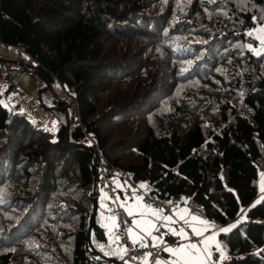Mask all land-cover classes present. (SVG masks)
Segmentation results:
<instances>
[{
	"label": "trees",
	"instance_id": "16d2710c",
	"mask_svg": "<svg viewBox=\"0 0 264 264\" xmlns=\"http://www.w3.org/2000/svg\"><path fill=\"white\" fill-rule=\"evenodd\" d=\"M261 26L264 0H0V43L32 57L57 121L54 139L0 89V264L123 260L89 233L91 138L161 199L203 203L219 225L245 212L221 235L228 264H264Z\"/></svg>",
	"mask_w": 264,
	"mask_h": 264
},
{
	"label": "crops",
	"instance_id": "0c3cea01",
	"mask_svg": "<svg viewBox=\"0 0 264 264\" xmlns=\"http://www.w3.org/2000/svg\"><path fill=\"white\" fill-rule=\"evenodd\" d=\"M2 43H0L1 45ZM10 48L15 49V56L10 55L8 53V50L6 49L5 53H2L3 50H1L0 47V57L4 58V57H8L11 58L12 60H16V61H20V62H26L27 61V56L24 53V51L21 49V47H14V46H10L8 45ZM1 59V58H0ZM5 65L6 68H8L9 63H4L0 61V72L2 71L1 67ZM30 76V75H29ZM32 78H30L31 80ZM30 84V83H29ZM59 88H61L60 85H58ZM27 88V90H26ZM39 88H35L33 89L32 86L30 85L25 87V90L27 91L26 95H29L31 97V99L28 100L29 105L31 106L32 111H34L35 113V117L37 119H40L44 125V127L49 130L48 127H50V129H55L56 127V118L53 116L52 113H50L49 111L45 110L40 102L38 101V99L35 97V92L38 90ZM61 96H64L63 91ZM31 119V118H30ZM113 183L114 186L117 190L118 193V199H117V204L114 203V207H115V211H113L111 208H108V211H113L112 214L107 213V216L105 218V222H104V226L102 225V227L105 229V231H110V232H116L119 230L120 228V222H119V208H121V210L123 212L126 213V215H128V209L133 210L136 215L133 216H129L130 220H132V222L134 221H139L140 222V226L137 227L134 223H133V233H132V237H142V236H146V237H158L159 239L157 241H161V240H166L167 241V245L164 248H176V247H180L182 245H188L190 243H194L189 239V233L186 231L185 228L181 227L178 225L177 220L181 221L182 223L187 224L190 229L193 231V229H196L197 231L201 232L202 235L200 236L201 239V243H196L199 247V249L201 250V259L205 260V264H208V261L211 259V257L214 254H219L221 257H223L225 259V262L228 261V257H227V246L226 243L224 242V240L221 238V235L223 233L226 232H221L220 229L222 228H229L230 230L234 227H232L233 225L236 226L237 222L236 220L225 224V225H219L217 223H215L214 221H210L207 218H199L197 220H193V217H196L194 215L191 214V212L189 211V209L187 208V206H183L180 207L178 209L175 210L176 219L172 220L174 222L169 223L164 221L163 219H159L157 220L154 216H152L147 208H145V205H148L146 203H144L142 201V199L140 198V196H138V192L137 190L128 183V181L123 178V176L121 174H116L113 177ZM131 186V188L129 187V185ZM144 184V183H143ZM146 185V184H145ZM144 188V187H142ZM147 188V187H146ZM144 188V189H146ZM132 189L134 190V192L132 191ZM106 195V193H105ZM103 195L101 194V196L99 197L100 202H102L103 200ZM117 205L119 207H117ZM106 210V208H104ZM145 213V215L141 216L139 213ZM245 213V212H244ZM183 214V219H181V215ZM152 221L153 223H155L156 225V229H147V225L145 224V221ZM206 221V224H201L199 221ZM236 221V223H234ZM144 228L146 230H150L151 231V236L146 234V231H141V229ZM172 230H175V232H173ZM229 230V231H230ZM183 232L185 233V235L187 236V239H185L183 236L178 235L177 233ZM194 232V231H193ZM195 233V232H194ZM206 250V252H205ZM174 258L171 256L170 253L166 252L163 250L161 258L157 259L161 262V264H170V262L173 260ZM156 260V261H157ZM156 261L153 264H156Z\"/></svg>",
	"mask_w": 264,
	"mask_h": 264
},
{
	"label": "built area",
	"instance_id": "2783aa9c",
	"mask_svg": "<svg viewBox=\"0 0 264 264\" xmlns=\"http://www.w3.org/2000/svg\"><path fill=\"white\" fill-rule=\"evenodd\" d=\"M27 56V61L25 64L20 65V61L16 64L20 65V68H8L9 76L6 81H3L0 78V83H5L9 85V90L15 95H22L25 89V80L29 77V74L26 70V65L33 63L32 57H30L23 48H21ZM36 84L40 85L41 80L36 78ZM92 144L96 147L98 152V160H99V173H98V183L99 186L105 188V192L107 198L110 201H113L117 204L118 193L113 183V177L116 174H121L123 178H125L129 184H131L136 190L138 196L142 199V201L152 208L160 209L163 211L164 216H171L173 219H176L175 210L187 206L192 215L199 218H207L206 206L203 203H197L192 199H183L179 197H170L167 199H161L156 194H152L148 188H141L140 185L143 184L141 181H135L133 176L126 171H123L116 167L113 163H111L106 156V154L100 150L97 146L95 140L91 138ZM100 197V195L98 196ZM117 207H119L117 205ZM119 222H120V232L118 234L119 240L123 243L125 251V255L127 258L133 259L135 257V261L141 264H153L157 259L161 258L164 247L167 245L166 240H153L151 237L142 236L143 240L140 243L132 244L131 239L133 238L127 232L129 228H133V222L130 220L126 213L119 208ZM179 226L186 229L189 233V239L194 243H201L200 236H197L190 227L177 220ZM158 244V247H153V244ZM143 244H147L148 247H143ZM148 253L152 255L149 256ZM125 261V260H123ZM208 264H227L225 259L221 257L219 254H214L211 259L208 261Z\"/></svg>",
	"mask_w": 264,
	"mask_h": 264
},
{
	"label": "rangeland",
	"instance_id": "374dc122",
	"mask_svg": "<svg viewBox=\"0 0 264 264\" xmlns=\"http://www.w3.org/2000/svg\"><path fill=\"white\" fill-rule=\"evenodd\" d=\"M260 27H258L257 29H259ZM257 29H256V34L257 36L258 35H261V36H264V34H261V33H258L257 32ZM1 47V50H3L2 53H5L6 52V49L8 50V53L10 55H13L15 56V49L13 48H10L8 45L6 44H1L0 45ZM264 47L261 49L263 50ZM2 58V57H0ZM4 59H7V60H10L11 58H8V57H4ZM8 68H20V65L16 64V63H9L8 65ZM8 68H6L5 65H3L1 67L2 71L0 72V78L3 80V81H6L8 76H9V70ZM29 74V73H28ZM30 75V74H29ZM30 78H32L30 80ZM30 83V84H29ZM25 84V87H26V84L27 86L30 87V85L32 86L33 89L35 88H39L36 92H35V97H37L39 95V91L42 90L45 86H42L40 87V85H37L36 84V78H34V76L30 75L29 77H27V79L25 80L24 82ZM0 89H1V92L3 94L2 96V102L4 105H6L7 107H14V108H18V110H20L21 112H24L29 118H31V120L39 127H42L43 129H46L42 123V121L40 119H37L35 117V113L34 111H32L31 109V106L29 105V102L28 100L31 99V97L29 95H26L27 93V88L26 90L24 89V93L22 95H15L13 94L10 90H9V85L5 84V83H0ZM50 94H56V95H61L62 94V88H59L58 84H54L52 86V89L46 94V95H49ZM64 96H65V93H63ZM57 122V121H56ZM57 124V123H56ZM49 128V132L51 134V136H53V138L55 139L56 137L54 136V133L56 131V127L55 129H50ZM129 185V184H128ZM141 185H144V188H146V185L145 184H141ZM140 185V187H141ZM260 194L258 195V197L255 199L253 205H256L258 204L264 197V192L261 191V188L264 187V172L262 173L261 175V179H260ZM129 187L131 188V186L129 185ZM142 188V187H141ZM99 191H100V194L103 195V200L102 202H100V209H99V224L103 225L104 222H105V218L107 216V213L109 214H112L113 211H115V207H114V203L113 202H110L109 199L107 198V195H105V188L102 187V186H99ZM132 191L134 192V190L132 189ZM106 208V210L104 209ZM108 208H111L113 211H108ZM127 217L130 219V217L127 215ZM246 217V214L244 212H242L240 214V216L238 217V219L236 221L237 224L236 226L242 221L244 220ZM236 221L234 223H236ZM104 226V225H103ZM106 234L107 236L109 237V243L111 244V249L112 251L116 254L119 252L120 256H123V260H125V262L129 263V264H141L133 259H130V258H127L126 255H125V252L124 251H121L122 249H124V246L123 244L120 243V240H117L116 237L118 236V233L117 231L116 232H110L109 230L106 231ZM110 264V263H109ZM227 264H228V261H227Z\"/></svg>",
	"mask_w": 264,
	"mask_h": 264
},
{
	"label": "snow or ice",
	"instance_id": "6c2138e0",
	"mask_svg": "<svg viewBox=\"0 0 264 264\" xmlns=\"http://www.w3.org/2000/svg\"><path fill=\"white\" fill-rule=\"evenodd\" d=\"M257 32L258 33H261V34H264V26H261L259 29H257ZM249 36H252L253 33L252 32H249L248 33ZM260 44L261 45H264V36H261V35H258L256 37ZM250 50L254 51L256 55H261L262 52L261 51H258L256 49H253L252 48V45H249L248 46ZM141 187H144V185H141ZM261 191L264 192V187L261 188ZM145 208H147L148 212L154 216L157 220L159 219H163L164 221L166 222H169V223H172L174 222L172 220V217L171 216H164L163 215V211L160 210V209H156V208H152L151 206L149 205H145L144 206ZM141 216L145 215V213L141 212L139 213ZM128 215L131 217L133 215H136V213L131 210V209H128ZM183 214L181 215V219H183ZM193 220H197L198 218L197 217H193L192 218ZM201 224H206L207 222L206 221H199ZM137 227L140 226V222L139 221H134L133 222ZM145 224L147 225V229H156V225L155 223H153L152 221H145ZM232 227H235V225H233ZM230 229L229 228H222L220 229L221 232H228ZM141 231H146V234L151 236V231L150 230H146L144 228L141 229ZM173 232H175V230H172ZM193 231L195 232V234L197 236L199 235H202L201 232L197 231L196 229H193ZM128 234L130 236H132V233H133V229L132 228H129L127 230ZM178 235H181L183 236L185 239H187V236L185 235V233L183 232H180V233H177ZM117 240H119V236L116 237ZM159 238L158 237H153V240H158ZM143 240V237H139V236H136V237H133L131 239V243L132 244H137V243H140L141 241ZM143 247H148L147 244H143L142 245ZM153 247H158L159 245L158 244H153L152 245ZM121 251H126V249H122ZM164 251L168 252L171 254V256L174 258L170 264H205V260L201 259V250L199 249L198 245L196 243H190L188 245H182L180 247H176V248H164ZM206 252V250H205ZM107 255V253H106ZM149 256H151L152 254L151 253H148ZM121 259H123V256H120ZM133 259H135V257H133ZM156 264H161V262L159 260L156 261Z\"/></svg>",
	"mask_w": 264,
	"mask_h": 264
},
{
	"label": "water",
	"instance_id": "95a60500",
	"mask_svg": "<svg viewBox=\"0 0 264 264\" xmlns=\"http://www.w3.org/2000/svg\"><path fill=\"white\" fill-rule=\"evenodd\" d=\"M0 61L4 62V63H18L19 62V61L12 60V59L7 60V59H4V58H1ZM23 64H25V63L24 62H20V65H23ZM49 87H50V84L47 83L46 87L39 91L40 96L43 93V91L48 90ZM69 126H70V124L68 123V127ZM93 203H94L93 204V212H92L91 218H90L89 233L92 235V232H94L95 233V237L98 240L105 241L107 239L106 238V233H105L104 229L102 228V226H100L97 223V213H98L99 202H98V197H97L96 193L93 196ZM90 245H91V247H94V245H93V237L92 236L90 237ZM109 259L114 264H129V263L123 261V260H117V259H113V258H109Z\"/></svg>",
	"mask_w": 264,
	"mask_h": 264
}]
</instances>
